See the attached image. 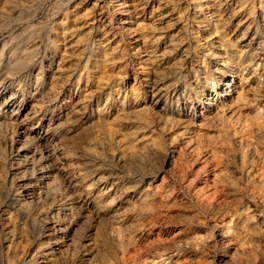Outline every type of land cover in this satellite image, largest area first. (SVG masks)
Returning <instances> with one entry per match:
<instances>
[{"label": "rangeland", "instance_id": "1", "mask_svg": "<svg viewBox=\"0 0 264 264\" xmlns=\"http://www.w3.org/2000/svg\"><path fill=\"white\" fill-rule=\"evenodd\" d=\"M125 1L0 0V264H37L49 245L41 264H171L182 256L192 264H227L236 217L254 209L251 221L264 220V186H250L238 159L212 165L198 137H218L214 149L232 155L234 134H241L264 157V143L242 134V123L254 125L256 112L264 114V60L247 54H264L260 0H236L238 9H226L232 40L219 46L227 61L214 68L211 44L196 37L191 0ZM240 14L254 17L255 26L247 30ZM55 32L59 40L51 42ZM250 33L255 39L247 46ZM200 115L206 122L199 128ZM176 135L178 152L170 150ZM144 144L153 148L145 160L127 156ZM223 172L239 191L215 214L176 180L186 174L202 185ZM147 186L163 194L155 207L160 216L144 231L120 224L133 241L121 248L112 216ZM172 200L176 207L168 211ZM262 247L253 264H264Z\"/></svg>", "mask_w": 264, "mask_h": 264}, {"label": "bare ground", "instance_id": "2", "mask_svg": "<svg viewBox=\"0 0 264 264\" xmlns=\"http://www.w3.org/2000/svg\"><path fill=\"white\" fill-rule=\"evenodd\" d=\"M145 1V0H144ZM195 5V10L193 14V18H192V24L198 28L197 31V38L198 40L202 41V45L207 47L208 45L211 44V48L209 47V51L208 54H211L212 58H213V64L210 67H217L218 65L224 64L227 59V53L225 51L224 54L219 53L220 50V45L225 42L226 40L228 42H231V38L228 34V28L226 26L224 17L226 16L227 13H225L226 9H229V6H237L238 9V3L236 2V0H212L211 3L207 2V0H191ZM247 1V0H246ZM256 1V0H255ZM244 2V1H243ZM261 4L258 6V10H260L262 12L263 15V19L264 20V0H260ZM111 3L114 6H119L118 4V0H111ZM128 1H125V4H127ZM136 3V1L134 2ZM155 3V2H154ZM191 3V2H190ZM217 3H219V8L217 7ZM124 4V5H125ZM150 4V3H149ZM161 4V3H160ZM252 4V3H251ZM104 5V4H103ZM141 5V4H140ZM157 5V4H156ZM250 5V4H248ZM247 5V6H248ZM163 6V5H162ZM226 6H228L226 8ZM256 6V5H255ZM154 7V6H153ZM166 7V6H165ZM222 7H225L222 8ZM241 7V6H239ZM134 8V7H133ZM167 8V7H166ZM165 8V9H166ZM247 8V7H246ZM142 9V8H141ZM151 9V8H150ZM164 9V11H165ZM248 9V8H247ZM251 9V8H250ZM117 10V8H116ZM115 10V11H116ZM130 10V9H129ZM128 10V11H129ZM159 10V9H158ZM120 15L124 12L122 9L118 10ZM152 11V10H151ZM232 11V10H231ZM234 11V10H233ZM237 12V10L235 11V13ZM244 10H240L239 13H243ZM138 13V12H137ZM153 13V12H152ZM246 13V12H245ZM253 13V12H252ZM126 14V13H125ZM128 14V13H127ZM166 14V12H165ZM164 14V16H165ZM238 14V13H237ZM261 14V13H260ZM135 15V14H134ZM133 15V16H134ZM159 15V14H158ZM157 15V17H158ZM119 16V15H118ZM160 16V15H159ZM235 16V15H234ZM240 16H244L243 18H241L240 20V24H242L243 26L246 25L247 30L253 28L254 25V17L248 16V15H239ZM231 17V16H230ZM260 17H262L260 15ZM160 18V17H159ZM163 18V17H162ZM229 18V17H228ZM121 19V23L122 25L127 24V19L124 16L120 17ZM152 19V18H151ZM112 20V19H111ZM157 20V19H156ZM239 20V19H238ZM133 21V20H132ZM154 21V19H153ZM236 21V20H235ZM258 21V20H257ZM106 22V21H105ZM238 22V21H237ZM156 23V22H155ZM208 23V27L203 29L204 24ZM159 25V24H158ZM165 25V24H164ZM106 26V25H105ZM263 26V25H262ZM123 27V26H122ZM154 27V26H153ZM168 27V26H167ZM264 27V26H263ZM162 29V27H160ZM165 28V27H164ZM172 28V27H171ZM180 28V27H179ZM240 28V27H239ZM125 29V28H124ZM158 29V28H157ZM156 29V30H157ZM233 29V28H232ZM236 29V28H235ZM154 30V28H153ZM242 30V29H241ZM164 31V30H163ZM234 31V30H233ZM246 31V30H245ZM263 31V30H262ZM106 32V31H105ZM157 32V31H156ZM172 32V31H171ZM176 32V31H175ZM254 32V31H253ZM252 32V33H253ZM108 33V32H107ZM113 33V32H112ZM151 33V32H150ZM166 33V32H165ZM240 33V32H239ZM178 34V32H177ZM168 35V34H167ZM248 35V34H247ZM251 33L246 37V39H244V42L247 44V46H251L254 42V39L251 35ZM153 36V35H152ZM164 36V35H163ZM59 37V33L55 32L54 37L52 38L51 42H56L57 39ZM109 37V36H108ZM132 37V36H131ZM245 37V35H244ZM249 37H251L249 39ZM256 37V36H255ZM153 38V37H152ZM179 38V37H178ZM183 38V37H182ZM230 38V39H229ZM118 39V38H117ZM135 39V38H134ZM156 39V38H155ZM170 39V38H169ZM174 39V37H173ZM181 39V38H180ZM185 39V38H184ZM249 39V40H248ZM59 40V39H58ZM241 40V39H240ZM133 41V40H132ZM138 41L137 39L133 41V43L135 44V42ZM142 41V39H141ZM161 41V40H160ZM169 41V40H168ZM172 41V40H171ZM179 40H177L178 42ZM242 41V40H241ZM144 42V41H143ZM170 42V41H169ZM181 42V41H180ZM110 43V42H109ZM175 43V42H174ZM179 43V42H178ZM133 44V45H134ZM154 45V44H153ZM170 45V44H169ZM182 45V44H181ZM179 45V46H181ZM261 45V44H260ZM150 46V45H149ZM161 46V45H160ZM165 46V45H164ZM168 46V45H167ZM171 46V45H170ZM177 46V45H176ZM245 46V45H244ZM79 47V46H78ZM135 47V46H134ZM139 47V46H138ZM152 47V46H151ZM166 47V46H165ZM137 48V47H136ZM180 48V47H179ZM257 48V47H256ZM155 49V48H154ZM170 49V48H169ZM186 49V48H185ZM184 49V50H185ZM218 49V50H217ZM248 49V47H247ZM246 49V50H247ZM156 50V49H155ZM166 50V49H165ZM207 50V49H206ZM262 50V49H261ZM148 51V50H147ZM254 51V49H253ZM154 52V51H152ZM261 52V51H260ZM182 53V51H181ZM146 54V53H145ZM168 54V53H167ZM247 54H254V60L261 62L262 60H264V54L259 53L257 50L253 52H251V50L247 51ZM158 55V54H157ZM163 55V54H162ZM247 55V56H248ZM185 56L188 57V52H185ZM184 56V57H185ZM246 57V55H244ZM242 54L239 55V57H244ZM162 57V56H161ZM164 57V56H163ZM172 57V56H171ZM181 58V57H179ZM249 58V57H248ZM186 59V58H185ZM188 59V58H187ZM162 60V59H161ZM174 60V59H173ZM236 60V59H235ZM245 60V59H243ZM253 60V59H252ZM62 61V60H61ZM188 61V60H187ZM186 62V61H185ZM231 62V61H230ZM235 62V61H234ZM179 63V62H178ZM187 63V62H186ZM240 63V62H239ZM251 63V62H250ZM253 63V62H252ZM173 64V63H172ZM228 64V63H227ZM231 64V63H229ZM247 63H245L244 65H246ZM181 65V64H180ZM186 65V64H185ZM209 65V64H208ZM226 65V64H225ZM252 65V64H251ZM260 65V64H259ZM71 67V66H70ZM209 67V68H210ZM252 68V67H251ZM256 70V69H255ZM253 71V70H252ZM249 72V71H248ZM213 73V72H212ZM210 74V73H209ZM208 76V75H207ZM206 79V77H205ZM154 83V82H153ZM152 84H148V86H151ZM230 86V85H229ZM153 87V85H152ZM159 88V87H158ZM154 93V92H151ZM161 94V93H160ZM226 94V93H225ZM12 96V95H11ZM157 101V100H156ZM234 102V101H233ZM123 103V102H122ZM155 103V102H154ZM121 105V104H120ZM122 107V105H121ZM128 108V107H127ZM121 109V108H120ZM258 109L261 111L262 109L260 107H258ZM125 110V109H124ZM246 113V112H245ZM206 116V115H205ZM258 116V118H257ZM260 116H264V114L260 113V112H256V118H257V122L252 125L251 123H242L243 125V129H242V134L246 133V134H251L253 136H255L257 139H259L261 142L264 143V121L263 118ZM131 117V116H130ZM141 117V113H136L134 114L131 118H140ZM143 119V118H142ZM259 119V120H258ZM138 120V119H137ZM206 122V118L203 117V115H200V122H198L196 125V127H203V125ZM233 128V127H231ZM131 129V128H130ZM241 129V128H240ZM230 130V129H229ZM131 131V130H129ZM235 131H239L235 130ZM49 132V131H48ZM50 133V132H49ZM53 133V132H52ZM200 133V132H199ZM198 134V133H197ZM233 136V132L231 133ZM216 135V134H215ZM230 135V134H229ZM196 136V135H195ZM205 136V135H204ZM217 136V135H216ZM235 139L234 140V144L237 147V151L235 153L231 154H220L219 150H215V144H217V142L219 141L218 137H213V136H208L206 138H203V134L199 135V139L201 141L202 146L205 148L206 153L204 154H210V158H211V162L212 165L214 166H220V165H224L226 162H228V160L231 159H238V161L240 162V167H241V171L243 172V174L245 175L246 179L248 180V183H250V186H252V188L254 189H258L259 187L262 188V186H264V168L262 166V168H258L257 165H261L260 162L264 161V157L262 156V158L260 156H258L259 154L256 153L257 151L250 149L251 147L248 144V146L250 148L247 147L246 142L244 141L243 137L241 134H234ZM37 137V136H36ZM40 137H43L40 135ZM246 137V136H245ZM249 137V135H248ZM254 137V138H255ZM45 138V137H44ZM221 138V137H220ZM223 139V138H222ZM45 140V139H44ZM48 140V138H47ZM181 139H179V136H173V141L174 143L171 145L170 150L174 151V152H178L180 151L181 147H177L178 146V142ZM247 140V139H246ZM224 141V139H223ZM253 141V140H252ZM45 142V141H43ZM221 142V141H220ZM251 142V141H250ZM224 143V142H223ZM45 144V143H44ZM253 144V143H252ZM186 145V144H185ZM184 145V146H185ZM194 145V144H193ZM226 145V144H224ZM255 145V144H254ZM45 146V145H44ZM228 146V145H227ZM50 147V146H48ZM47 147V152L49 153V149ZM161 149H167L168 147H161V145L159 146ZM46 148V147H45ZM152 146L148 145V144H144L139 146L138 148H133L131 150H129V152L127 153V156L129 158H131L132 160H137V161H142L145 160L146 157H148L149 153L152 151ZM51 150V149H50ZM190 150V149H189ZM230 150V149H229ZM234 149H231V152H233ZM46 151V150H45ZM191 154L193 156H195L196 158H200L201 153L200 151H198L197 149H193L190 151ZM203 152V151H202ZM47 154V153H46ZM45 155V153L43 154ZM49 155V154H48ZM263 155V154H262ZM179 156V155H178ZM206 156V155H205ZM207 157V156H206ZM204 158V157H203ZM195 159V158H194ZM197 160V159H195ZM203 160V159H201ZM197 162V161H195ZM194 162V163H195ZM205 164V163H203ZM239 165V164H238ZM264 165V164H263ZM141 166V165H140ZM200 168V167H199ZM197 169V168H196ZM50 170V169H49ZM189 171V170H188ZM219 171V170H218ZM186 172V171H185ZM196 172V171H195ZM202 172V170H201ZM195 174V173H194ZM99 175V174H98ZM176 175H178V173H176ZM175 175V176H176ZM186 176L188 175H181L180 177L176 176V180L181 184H185V182H187L185 184V186L188 188V190L192 191V194L194 196V202H196V204L201 207L202 209H204L206 212L210 213V214H215L217 213L219 210H221V204L223 203V201L227 200V196L230 195L231 193H235L239 191V186L233 181V179L231 178V176L227 173H221L219 175L214 174L213 175V179H212V183L208 182V183H202V185L197 184V182L195 180H192V182H190L191 180H185ZM194 176V175H193ZM192 176V177H193ZM190 178V177H189ZM191 179V178H190ZM98 181L100 182V184H106L105 178L100 177L98 179ZM49 182V181H48ZM181 187V186H180ZM120 188V187H119ZM122 188V187H121ZM126 188V187H124ZM151 186H147V188H144L142 190H140L139 192H135L133 193V202H129L127 203L123 213L122 214H118V215H113V220L115 223L118 224L119 229L115 230V233L112 235V237L114 238L116 244L121 247V248H127L130 245H133V241L128 238L125 237L121 234V230H122V225L123 224H127L130 226L131 229H135V230H142L143 226H145L146 224H150L152 222H154L155 219H157L160 214L157 215L158 211H156L157 208L156 207V203L158 202V199H160L163 194H159L154 193L151 194L150 190H151ZM109 190V189H108ZM110 191V190H109ZM153 191V190H152ZM168 192V191H167ZM154 195V197L152 196ZM132 196V195H131ZM150 196V197H149ZM113 197V196H112ZM169 197V195H168ZM229 197V196H228ZM161 201V200H160ZM78 203V202H77ZM118 202L117 201H112L111 205L112 206H118ZM176 201L172 200V202L170 203L169 206H167L168 211H171L172 209H174L176 206ZM15 206L18 210H24V203L21 200H17L15 202ZM120 206V205H119ZM164 211V210H163ZM160 212V211H159ZM219 213V212H218ZM255 216L254 213V209L250 210L248 212H246L245 214L239 215L236 217V219L234 220L235 226L238 227V230L235 231V233L233 234V238L231 239V242L233 241V245L231 247V249L228 251V258L226 259L227 264H253L254 260L257 256V252L260 250V248L262 247V244H264V220L261 221H257V222H253L251 221V219H253V217ZM152 219V220H151ZM146 221H148V223H145ZM150 221V222H149ZM157 223V222H156ZM122 224V225H120ZM116 226V227H118ZM148 226V225H147ZM145 229V228H144ZM144 231V230H142ZM263 248V247H262ZM261 248V249H262ZM43 253V257L48 256L52 251H50V245L46 248H43L42 251ZM43 257L41 259L35 260L37 262V264H41V260L43 259ZM222 263V262H221ZM171 264H192L191 263V258L190 257H178L176 259V261H173Z\"/></svg>", "mask_w": 264, "mask_h": 264}]
</instances>
